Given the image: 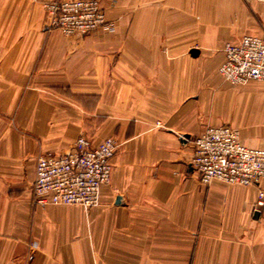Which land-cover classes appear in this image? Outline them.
I'll return each mask as SVG.
<instances>
[{
	"label": "crops",
	"instance_id": "crops-1",
	"mask_svg": "<svg viewBox=\"0 0 264 264\" xmlns=\"http://www.w3.org/2000/svg\"><path fill=\"white\" fill-rule=\"evenodd\" d=\"M49 1L0 0V264H264V182L191 166L208 127L264 150V83L219 74L226 44L264 41V2L100 0L113 32L67 37ZM80 136L121 144L100 205L35 206L37 159Z\"/></svg>",
	"mask_w": 264,
	"mask_h": 264
},
{
	"label": "built area",
	"instance_id": "built-area-1",
	"mask_svg": "<svg viewBox=\"0 0 264 264\" xmlns=\"http://www.w3.org/2000/svg\"><path fill=\"white\" fill-rule=\"evenodd\" d=\"M264 2V0H256ZM48 31L67 37H86L97 31L113 32L100 0H52L44 4ZM219 68L222 79L233 86L264 83V41L244 37L226 44ZM120 143L108 138L98 144L80 136L64 154L47 153L36 163L32 187L35 206H72L89 210L100 205L103 186L110 183L112 160ZM191 166L200 183L259 187L264 182V150L245 146L238 130L208 127L193 141ZM253 213L264 216V189L260 188Z\"/></svg>",
	"mask_w": 264,
	"mask_h": 264
},
{
	"label": "rangeland",
	"instance_id": "rangeland-1",
	"mask_svg": "<svg viewBox=\"0 0 264 264\" xmlns=\"http://www.w3.org/2000/svg\"><path fill=\"white\" fill-rule=\"evenodd\" d=\"M255 9H256L258 12H260L261 15H263L261 18H262V22H263V25H264V8L256 7Z\"/></svg>",
	"mask_w": 264,
	"mask_h": 264
},
{
	"label": "water",
	"instance_id": "water-1",
	"mask_svg": "<svg viewBox=\"0 0 264 264\" xmlns=\"http://www.w3.org/2000/svg\"><path fill=\"white\" fill-rule=\"evenodd\" d=\"M191 53L193 55H197V51L196 50H193ZM254 217H255V219H258L259 218V214H255Z\"/></svg>",
	"mask_w": 264,
	"mask_h": 264
}]
</instances>
